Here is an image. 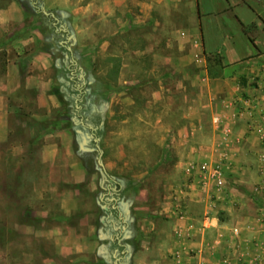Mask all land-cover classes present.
I'll use <instances>...</instances> for the list:
<instances>
[{
	"label": "rangeland",
	"instance_id": "1",
	"mask_svg": "<svg viewBox=\"0 0 264 264\" xmlns=\"http://www.w3.org/2000/svg\"><path fill=\"white\" fill-rule=\"evenodd\" d=\"M30 1H35V10H31L34 6L29 5ZM43 1L18 0L21 6L26 4L30 9L23 6L27 18L22 27L33 31L39 39L38 48L49 51L52 61L60 64L51 91H58L66 104L59 103V108L44 121L42 130H35L36 122L27 115V111L33 109L32 104L25 112L11 115L8 135L4 136L0 129V264H38L40 251L45 249L50 254L53 243L37 241L34 230L48 228L41 223V218H50L48 212L54 220L61 219L58 204L63 196L73 192L78 198L77 217L87 214L92 223H96L93 238L99 240L98 258L104 264H113L109 240L118 235L111 224H116L118 218L104 209L111 205L106 202V196L101 200L103 189L108 187L118 189L115 205L122 212L129 211L125 216L126 233H121L122 244L129 253L137 247L143 235L138 229L141 230L148 217L161 220L185 217L186 221H191L189 227L196 229L203 221L207 226V218L215 217L223 227L219 245L208 243L210 233L204 245L198 241L199 236L192 233L187 236L188 243L175 237L169 250L165 253H160L159 249L151 251L150 258L145 257V260L154 258L156 263L151 264H222L230 255L227 251L237 250L240 245L238 239L233 241L228 233L237 227L244 230L250 218H259L260 208H264V138L259 128H251L250 124L255 126L254 115L244 116V108L249 107L243 101L251 97L241 92L232 100L239 112L236 117L233 113L227 114V107L222 105L216 111L210 108L201 111L194 101L189 112L187 105L191 106L195 86L185 90L183 84V96L187 98L183 97V107L172 106L173 113L163 112L164 107L158 104H138L125 110V105L116 102L113 90H104L101 83L105 78L114 81L117 66L108 68L107 73L100 54V0H70L69 11L56 10L70 33L56 30L52 19L42 18L37 13ZM90 1L95 6L92 12L86 5ZM140 2L138 9L146 8L147 0ZM133 4L128 0L123 10L132 11ZM176 5L183 9V1L176 0ZM165 20L168 23L170 19L167 16ZM174 20L183 21V15L175 13ZM72 34L75 42L68 39ZM71 59L77 64L74 79H70L67 69ZM247 60L245 57L241 64L230 68L224 64L226 70L223 65L217 67L211 62L208 76H229L234 91L245 87L254 93L252 105L257 106L259 90L264 87L260 86L258 76L250 74L246 78L248 74L243 68ZM161 68H164L161 61H156V72L162 73ZM79 75L85 77L87 83L86 95L78 104L80 115H102L103 133L95 146L85 124L79 125V117L63 116L57 124L48 122L73 107L76 97L73 91L78 89ZM162 84L166 87L163 91L179 95L178 82L171 80ZM150 94V87L135 91L138 97ZM215 101L222 104L221 97L212 102ZM200 102L208 104L209 100L203 98ZM116 110L121 112L117 115ZM122 116L124 122L119 119ZM50 127L57 129L47 133ZM254 130L256 140L250 139L249 132ZM50 145L54 146L53 151ZM50 153L56 155L53 168L49 167V162L41 161ZM73 164L78 165L81 172L73 171L75 167L70 166ZM133 207L138 208L136 214L132 212ZM21 222L32 227L21 228ZM232 222L236 224L233 228ZM130 261L129 255L121 264H130Z\"/></svg>",
	"mask_w": 264,
	"mask_h": 264
},
{
	"label": "crops",
	"instance_id": "2",
	"mask_svg": "<svg viewBox=\"0 0 264 264\" xmlns=\"http://www.w3.org/2000/svg\"><path fill=\"white\" fill-rule=\"evenodd\" d=\"M127 1L100 0V54L106 71L108 68L111 70L113 65L117 66L114 81L108 78L101 80L104 90L112 89L116 102L125 105V110L138 104H158L164 107L163 112L173 113L175 110L172 106L183 107V97L187 98L183 96V84L185 90L195 86L191 106L187 105L186 111L191 112L194 101L195 105H200L201 111L205 108L216 111L220 109V105L226 106V113H233L234 117L239 112L235 110L232 100L241 92H247L251 98L243 101L249 107L244 108V116L254 115L252 122L255 126L250 124L251 128H259L261 137L264 138V90H259L260 101L255 106L252 105L254 93L245 87L235 89L238 92L236 93L229 76H208L209 63L212 62L217 67L223 65V70H226L224 64L230 68L241 64L246 57L247 64L243 68L248 74L246 78L254 74L258 76L260 86L264 87V0H177L179 3L183 1V9L182 6L179 8L176 5V0H147L146 8L142 10L138 9L141 0H131L134 7L130 12L123 10ZM43 3L37 13L52 19L56 30L63 33L72 32L65 28V24L60 21L61 17L56 15V10L69 11L72 2L45 0ZM86 5L90 12L94 10L95 6L91 1ZM175 13H179L180 17L183 15V21H173ZM167 16L170 19L168 23L165 20ZM25 18L27 11L18 0H0V129L4 136L8 135L11 128L10 118L14 112H25L26 107L32 104L33 109L27 111V115L36 122L35 130H42L44 121L60 106L58 98L51 91L60 64L52 61L49 51L38 48L39 39L33 31L23 29ZM71 27L75 32L74 24H71ZM74 34L68 37L73 42L76 41ZM157 35H161L159 39L156 38ZM207 57H210V62H207ZM159 60L164 67V70L161 68L162 73L154 69L156 61ZM76 65L74 59L68 61V71H74L73 74L69 73L70 79L75 77ZM78 77L80 81L76 87L84 86L86 89L85 77ZM171 80L180 84L179 95L163 91L166 87L162 83ZM147 87L151 88L150 95L135 96L136 90ZM216 97H221L222 104L212 102ZM169 98L171 101L168 102ZM203 98L209 100L208 104L200 102ZM120 112L116 110L117 115ZM119 119L124 122L123 116ZM79 125L87 128L82 119L79 120ZM254 131L249 132L250 139L256 140L257 131ZM87 133L91 138L92 134L89 131ZM51 148L53 151L54 146ZM50 154L41 161L49 162V167L53 168L56 155ZM70 166L75 167L73 171L76 173L81 172L78 165ZM103 190L101 200L106 196V202L111 204L104 209L122 213L115 205L118 189ZM67 194L61 198L57 207L61 219L54 220L52 213L48 212L50 218H41V223L49 229L41 227L34 230L37 241L53 243L50 254L45 249L38 253V264L98 262L100 244L98 239L93 238L96 223H92L87 214L77 217L78 198L75 197V192ZM137 209L133 207L132 212L136 214ZM260 211V217L250 218L244 230L233 228L236 224L231 223L233 229L231 228L232 231L228 234L233 241L238 239L240 245L237 250L227 251L230 255L227 259L222 258V264H264V208H260ZM128 213L129 211L124 213V217ZM126 220L125 217L123 220L118 219L116 224L111 222L113 229L126 233ZM190 223L185 217L171 220L148 217L141 230L138 229L143 235L132 252L129 253L122 244L123 238H110L113 264H121L129 255L130 264L156 263L154 258L146 261L145 257L151 256V251L158 249L160 253H165L172 246L175 237L188 243L187 236L192 233L199 236L201 245L207 243L206 235L209 233L211 242L208 243H211V246L219 245L223 227L218 219L207 218L208 225L203 221L198 229L193 226L190 228ZM19 225L21 228L32 227L31 224L23 222Z\"/></svg>",
	"mask_w": 264,
	"mask_h": 264
},
{
	"label": "trees",
	"instance_id": "3",
	"mask_svg": "<svg viewBox=\"0 0 264 264\" xmlns=\"http://www.w3.org/2000/svg\"><path fill=\"white\" fill-rule=\"evenodd\" d=\"M35 4H36L35 1H30L29 2V5L31 7H32V5L34 6L33 8H31V10H35L36 9L35 8L36 7ZM23 6H25V8L30 11V9H28V7H26V4H23ZM41 17L45 18V19H49V17H45V16H42V15H41ZM210 60H211L210 57H207V62H210ZM53 93L56 95V97L59 98L60 103H62L63 105L66 104L61 99L58 91H54ZM73 93L76 94L75 99H73V101H72L73 107L68 112H66L65 114L61 113V114L58 115V117H55L53 120H50L48 122L50 123V125L53 124V123L57 124V123L61 122L59 118L63 117V116H66V118H68V119H71V117L72 118L79 117L78 120H80L81 118L82 119L87 118V121L83 120V122H86L87 129H88L89 133L92 134V136H91L92 143L95 146V140L100 138L102 136V133H103L102 115H101V113H93V114H90V115L85 116V117L81 116L80 115V108H77V107L79 106L78 104L80 103L82 98L86 95V89H84V88L75 89L73 91ZM44 125L45 124L43 123V128H44ZM45 129H46V127H45ZM56 129L57 128H51V130L47 131V133H52L53 131H56ZM112 212L114 213V215L117 216V218L119 217V211L118 210H114ZM124 213H125V211L122 212V214H124ZM124 219H125V217H124ZM119 232L120 231H118V235L116 237H117V239L121 240L122 236H121V234ZM98 264H104L103 261L101 260V258H98Z\"/></svg>",
	"mask_w": 264,
	"mask_h": 264
},
{
	"label": "flooded vegetation",
	"instance_id": "4",
	"mask_svg": "<svg viewBox=\"0 0 264 264\" xmlns=\"http://www.w3.org/2000/svg\"><path fill=\"white\" fill-rule=\"evenodd\" d=\"M70 74H73L74 73V71H70L69 72ZM84 86H81L80 88H78V89H82ZM82 119V118H81ZM82 120H84V121H87V118H85V119H82ZM106 190H114L112 187H108ZM123 218H124V215L122 214V213H119V217H118V219H121V220H123ZM120 234H121V230H120V232H119Z\"/></svg>",
	"mask_w": 264,
	"mask_h": 264
},
{
	"label": "water",
	"instance_id": "5",
	"mask_svg": "<svg viewBox=\"0 0 264 264\" xmlns=\"http://www.w3.org/2000/svg\"><path fill=\"white\" fill-rule=\"evenodd\" d=\"M98 161H99V164L102 166V164H101L100 160H98Z\"/></svg>",
	"mask_w": 264,
	"mask_h": 264
}]
</instances>
